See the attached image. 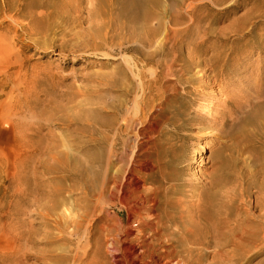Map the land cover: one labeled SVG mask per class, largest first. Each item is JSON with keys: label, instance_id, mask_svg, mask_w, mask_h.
<instances>
[{"label": "rangeland", "instance_id": "obj_1", "mask_svg": "<svg viewBox=\"0 0 264 264\" xmlns=\"http://www.w3.org/2000/svg\"><path fill=\"white\" fill-rule=\"evenodd\" d=\"M192 3L197 8L187 12ZM181 12L180 26L192 19L213 33L193 46L167 43L166 57L159 55L155 64L148 54L158 37L152 46L127 40L124 31L105 40L104 19L92 0H0V247L10 245L7 224L20 222L27 237L18 245L26 252L16 264H54V254L80 256L93 244L97 233L88 238L89 218L72 236L73 214L52 227L45 211H32L54 199L45 194L47 186L67 188L59 213L82 196L69 177L44 172L57 167L43 159L46 154L62 150L67 163L94 153L105 160L115 131L121 133L115 166L129 162L146 188L170 185L162 182L157 164L169 174L178 169L190 182L169 188L168 195L192 204L219 177L214 190L226 215L215 214L217 234L208 238L199 264H264V233L240 244L238 230H229L264 220V0H184ZM156 72L155 95L144 97L151 104L140 118L134 114L139 83H149ZM207 104L209 112L201 114ZM77 137L83 141L75 148ZM212 157L218 161L213 167ZM145 160L151 167L143 166ZM134 194L133 200L140 193ZM158 198L159 211L163 194ZM105 218L130 231L122 241L137 236L135 209L114 201L94 225ZM221 234L228 245H218ZM8 257L0 248V264ZM172 257L187 260L181 247Z\"/></svg>", "mask_w": 264, "mask_h": 264}, {"label": "bare ground", "instance_id": "obj_2", "mask_svg": "<svg viewBox=\"0 0 264 264\" xmlns=\"http://www.w3.org/2000/svg\"><path fill=\"white\" fill-rule=\"evenodd\" d=\"M96 11L99 13L104 22L100 25V32L104 33V39L111 41L119 38L121 34H126L127 40L131 42L138 41L142 46L155 43L157 37V45L150 51L149 59L156 64V58L160 55L166 57L165 51L167 43L179 45L181 47L188 45H197L198 39H207L213 30L205 28L201 30L198 22H191L182 27L180 26L182 17L181 9L184 0H92ZM187 12L194 11L197 4L192 3L188 6ZM110 34V35H109ZM125 37L123 39H125ZM161 37V38H159ZM192 54L193 47L189 49ZM221 52L219 53V55ZM218 55V56H219ZM161 58V57H160ZM162 60V58H161ZM164 61V60H163ZM161 61H158L160 65ZM170 67L168 66V70ZM158 73L149 81V83H139L142 96L137 101L134 114L140 118L147 115L146 106L151 104L150 98L144 101L147 93L155 95V86L158 83ZM147 97V96H146ZM209 104L202 108L201 114L209 112ZM4 111V110H3ZM224 112V111H223ZM218 114L222 112L217 109ZM223 114V113H222ZM123 125L120 124V129ZM121 133L115 131L110 141V151L104 160L102 154L94 153L86 155L82 159H76L67 163V155L62 150H56L46 154L43 158H50L57 167L46 169L44 172L61 173L64 178H70L75 182L80 190L81 198L73 200L65 211L59 210L64 203L61 197L63 189L47 186L44 190L46 195L54 196L50 205L39 204L32 214L37 211H45V216L52 218V227H57L62 218L70 217L69 226L72 228V236H78L81 231V220L89 218V226L87 227V235L90 238L92 232L97 233V237L88 249L78 256L75 255H57L54 264H199L202 255L206 254L205 247L214 238L215 226L217 224L215 214L220 212L222 216L226 215V207L217 203L218 192L214 188L218 185L217 178H211L202 189L196 193V199L191 204L190 200H182L169 196V188L176 187L185 181L178 169L169 174L164 172L161 164H157L156 168L160 174L163 183H170L169 187L163 190L160 186L146 188L144 187L145 179H140L135 174L132 166L116 167L115 146ZM103 140L107 136H101ZM83 139L77 137L73 139L74 147H80ZM100 142H102L100 140ZM76 143V144H75ZM205 149L202 145V151ZM199 152V153H201ZM113 155L111 156V154ZM134 155L132 152L131 157ZM211 167L216 165L218 161L212 157ZM221 163V161H220ZM144 167H151L149 160L142 162ZM53 170V171H52ZM215 171L213 169L211 174ZM54 177V176H53ZM52 181H59V176L51 178ZM61 180V179H60ZM184 180V181H183ZM74 185V184H73ZM74 187V186H73ZM125 189V190H124ZM198 190V188H197ZM139 191V196L133 200L132 195ZM196 191V190H194ZM129 193V195H124ZM164 196L163 206L159 211L156 205L159 203V195ZM183 193V192H181ZM120 194V195H119ZM35 189L31 190V196L38 199ZM190 199L194 195L189 196ZM114 201L122 204L123 208L134 210L138 215V219L133 222L138 226L137 236L126 239L131 234L129 230H123L120 226L121 218L118 217L119 223L108 224L109 219H104L103 223L96 227L94 223L106 216L108 207L114 205ZM144 215V216H143ZM264 218V213L261 215ZM248 220L249 219H244ZM212 223L213 226H212ZM244 224V221L237 223L235 226ZM227 226H222L225 228ZM229 229L231 231L238 230L239 237L237 243L243 244L242 241L255 240V235L264 233V220L258 221L255 225L245 224L242 227ZM9 235L10 245L0 247L6 254H9L7 264H16L18 259L23 258L25 250L23 245H18L27 237L26 231L22 228L20 222L11 220L5 227ZM70 234V233H69ZM71 235V234H70ZM216 242V240H214ZM222 241V242H221ZM214 242V243H215ZM227 240L220 237L218 245H228ZM105 243V245H104ZM124 244V245H122ZM127 244V245H125ZM172 247L173 249L169 250ZM181 247L187 260H174L172 254L175 249ZM48 251H55V246L49 247ZM57 258V259H56ZM183 261V262H182Z\"/></svg>", "mask_w": 264, "mask_h": 264}]
</instances>
